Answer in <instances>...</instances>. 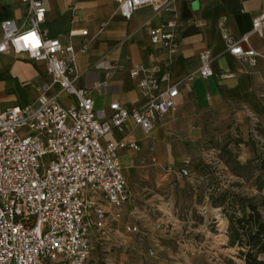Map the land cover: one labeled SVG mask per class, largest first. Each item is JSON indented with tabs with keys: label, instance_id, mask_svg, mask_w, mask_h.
Returning <instances> with one entry per match:
<instances>
[{
	"label": "built area",
	"instance_id": "2783aa9c",
	"mask_svg": "<svg viewBox=\"0 0 264 264\" xmlns=\"http://www.w3.org/2000/svg\"><path fill=\"white\" fill-rule=\"evenodd\" d=\"M21 2L26 7L28 26L23 28L13 19L3 20L0 54L12 51L43 62L49 80L39 85L32 103L15 104L0 112V264H87L90 225L104 234L108 223L105 206L120 209L128 201L118 152L127 147L140 149L133 138L102 141L103 137L123 132L128 120L148 134L157 117L176 109L181 81L171 83L166 68L143 69V77L138 80L143 106L129 108L112 102L109 117L100 119L88 90L77 85L73 46L58 37H45L40 29L46 12L43 1ZM115 2L126 19L145 5L155 12L169 13L170 18L150 30V41L169 51L176 50L173 0ZM224 23L222 17L219 25L226 52L255 65L260 53L250 45V37L264 38V10L252 18L250 32L238 39L223 28ZM211 61L209 49L199 54L200 77L214 75ZM95 67L107 74L118 68L105 61ZM140 70L134 66L131 76L136 77ZM218 76L228 78L233 74ZM55 85L59 92L51 93ZM59 93L72 97L74 102L64 106L58 100ZM247 115L257 123L253 113L248 111ZM175 174L185 176L188 169L183 167ZM124 229L127 233L138 231L133 224H125Z\"/></svg>",
	"mask_w": 264,
	"mask_h": 264
},
{
	"label": "crops",
	"instance_id": "0c3cea01",
	"mask_svg": "<svg viewBox=\"0 0 264 264\" xmlns=\"http://www.w3.org/2000/svg\"><path fill=\"white\" fill-rule=\"evenodd\" d=\"M42 1L46 12L40 29L45 37H58L62 43L73 46L77 85L88 90L98 118L109 117L112 102L129 108L143 106L144 96L138 85L143 69L166 68L171 83L181 81L176 109L157 117L148 134L128 120L123 132L114 131L103 137L102 141L133 138L140 147L118 152L127 181L128 201L120 209L105 206L108 222L105 233L112 227L111 217L117 221L132 202L126 174L130 158L142 155L155 165L166 167L168 173H175L186 167L179 164L197 152L215 130H227L231 125L245 136L252 122L248 111L264 129V38L250 37V45L260 53L256 64L251 66L226 52L219 25L225 17L223 28L234 38H241L250 32L252 18L264 10V0H173L178 42L174 51L151 43L150 30L161 26L170 14L155 12L150 5L136 8L126 19L119 13L115 0ZM6 19L15 20L23 28L28 26L26 7L21 0H0V23ZM205 49L210 50L214 75L202 78L197 69L199 54ZM101 61L117 64L118 68L107 74L95 67ZM134 66L141 68L136 77L130 74ZM220 73L233 76L222 78L218 76ZM190 74L192 78L185 80ZM48 80L43 62L12 51L1 53L0 112L15 104L32 103L38 96L39 85ZM56 92H59L57 85L51 90ZM58 100L64 106L74 102L63 93H59ZM88 220L92 223L91 214ZM125 224L135 225L132 221ZM89 230L92 241L95 232H99L92 224Z\"/></svg>",
	"mask_w": 264,
	"mask_h": 264
},
{
	"label": "rangeland",
	"instance_id": "374dc122",
	"mask_svg": "<svg viewBox=\"0 0 264 264\" xmlns=\"http://www.w3.org/2000/svg\"><path fill=\"white\" fill-rule=\"evenodd\" d=\"M249 128L245 136L231 125L215 130L179 164L185 176L142 155L130 158L132 202L117 221L111 217L108 232H95L87 264H243L229 217L251 204L264 214V175L251 161L264 150V129L258 122ZM127 221L136 233L125 231Z\"/></svg>",
	"mask_w": 264,
	"mask_h": 264
},
{
	"label": "trees",
	"instance_id": "16d2710c",
	"mask_svg": "<svg viewBox=\"0 0 264 264\" xmlns=\"http://www.w3.org/2000/svg\"><path fill=\"white\" fill-rule=\"evenodd\" d=\"M261 175H264V150L255 152L254 158ZM264 187L261 183L258 188ZM264 205V200L261 201ZM232 237L239 246L238 254L243 264H264V214L255 205H250L249 212H243L240 218L229 217ZM229 264H234L229 262Z\"/></svg>",
	"mask_w": 264,
	"mask_h": 264
}]
</instances>
